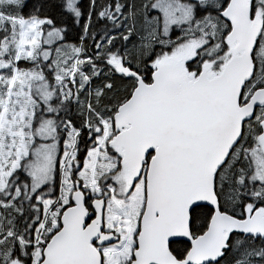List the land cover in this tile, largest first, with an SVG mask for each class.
<instances>
[{"label": "snow or ice", "instance_id": "6c2138e0", "mask_svg": "<svg viewBox=\"0 0 264 264\" xmlns=\"http://www.w3.org/2000/svg\"><path fill=\"white\" fill-rule=\"evenodd\" d=\"M0 264H264V0H0Z\"/></svg>", "mask_w": 264, "mask_h": 264}]
</instances>
